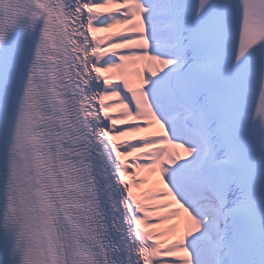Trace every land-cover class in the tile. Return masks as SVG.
<instances>
[{
    "label": "snow or ice",
    "instance_id": "1",
    "mask_svg": "<svg viewBox=\"0 0 264 264\" xmlns=\"http://www.w3.org/2000/svg\"><path fill=\"white\" fill-rule=\"evenodd\" d=\"M0 264H264V0H0Z\"/></svg>",
    "mask_w": 264,
    "mask_h": 264
}]
</instances>
